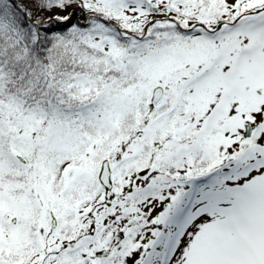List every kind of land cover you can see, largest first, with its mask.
<instances>
[{
  "label": "snow or ice",
  "instance_id": "1",
  "mask_svg": "<svg viewBox=\"0 0 264 264\" xmlns=\"http://www.w3.org/2000/svg\"><path fill=\"white\" fill-rule=\"evenodd\" d=\"M0 264H264V0H0Z\"/></svg>",
  "mask_w": 264,
  "mask_h": 264
},
{
  "label": "rangeland",
  "instance_id": "2",
  "mask_svg": "<svg viewBox=\"0 0 264 264\" xmlns=\"http://www.w3.org/2000/svg\"><path fill=\"white\" fill-rule=\"evenodd\" d=\"M75 11H76L77 13H79V9H76ZM83 15H84L83 13H80L78 16L74 17L73 22H74V23L77 22L78 19H79V20H83V18H82Z\"/></svg>",
  "mask_w": 264,
  "mask_h": 264
},
{
  "label": "trees",
  "instance_id": "3",
  "mask_svg": "<svg viewBox=\"0 0 264 264\" xmlns=\"http://www.w3.org/2000/svg\"><path fill=\"white\" fill-rule=\"evenodd\" d=\"M79 22H81V21H79ZM74 23V22H73ZM81 23H83V22H81Z\"/></svg>",
  "mask_w": 264,
  "mask_h": 264
}]
</instances>
